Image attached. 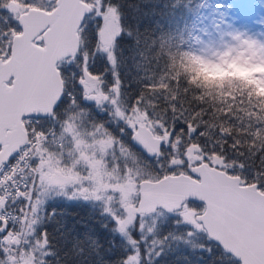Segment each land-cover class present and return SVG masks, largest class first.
Here are the masks:
<instances>
[{
    "label": "snow or ice",
    "instance_id": "snow-or-ice-1",
    "mask_svg": "<svg viewBox=\"0 0 264 264\" xmlns=\"http://www.w3.org/2000/svg\"><path fill=\"white\" fill-rule=\"evenodd\" d=\"M232 64L264 69V0H0V264H264V71H202Z\"/></svg>",
    "mask_w": 264,
    "mask_h": 264
},
{
    "label": "trees",
    "instance_id": "trees-1",
    "mask_svg": "<svg viewBox=\"0 0 264 264\" xmlns=\"http://www.w3.org/2000/svg\"><path fill=\"white\" fill-rule=\"evenodd\" d=\"M229 67L232 69L231 72H226L219 69L208 70L207 68L202 69V71L205 73L206 79H222L225 75H227L247 80V82L251 84H257V81L251 79L253 73L258 72L257 70L249 67L247 69L240 68L235 64L229 65ZM257 92L258 94H264V86H259L257 84ZM89 215L90 213L87 208H77L69 213L70 217H75L76 219H86ZM196 260V255L192 254L183 246H178L175 249L174 255H170L166 258V264H196Z\"/></svg>",
    "mask_w": 264,
    "mask_h": 264
},
{
    "label": "rangeland",
    "instance_id": "rangeland-1",
    "mask_svg": "<svg viewBox=\"0 0 264 264\" xmlns=\"http://www.w3.org/2000/svg\"><path fill=\"white\" fill-rule=\"evenodd\" d=\"M238 66V65H237ZM240 68H245V69H247L248 67H242V66H239ZM249 68H253V69H255V70H257V71H264V69H261V68H259V67H256V66H251V67H249Z\"/></svg>",
    "mask_w": 264,
    "mask_h": 264
}]
</instances>
